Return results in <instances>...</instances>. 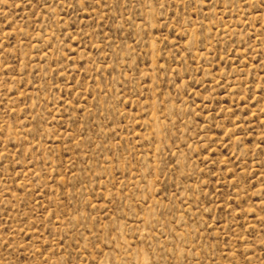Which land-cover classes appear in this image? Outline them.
<instances>
[{"label": "rangeland", "instance_id": "rangeland-1", "mask_svg": "<svg viewBox=\"0 0 264 264\" xmlns=\"http://www.w3.org/2000/svg\"><path fill=\"white\" fill-rule=\"evenodd\" d=\"M0 264H264V0H0Z\"/></svg>", "mask_w": 264, "mask_h": 264}]
</instances>
